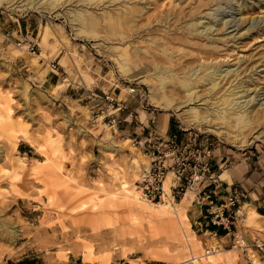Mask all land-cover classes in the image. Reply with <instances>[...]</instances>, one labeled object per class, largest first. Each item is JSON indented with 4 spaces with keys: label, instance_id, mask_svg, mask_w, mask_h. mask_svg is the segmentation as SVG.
Returning <instances> with one entry per match:
<instances>
[{
    "label": "rangeland",
    "instance_id": "1",
    "mask_svg": "<svg viewBox=\"0 0 264 264\" xmlns=\"http://www.w3.org/2000/svg\"><path fill=\"white\" fill-rule=\"evenodd\" d=\"M64 1L54 14L0 5V264L25 258L36 264H193L192 256L209 253L215 257L199 264H264V248L254 245L264 246V226L250 207L238 214L262 234L252 242L245 237L249 246L237 249L195 223L192 214L203 184L173 202L177 215L141 209L123 195L149 165L125 131L149 121L141 131L208 136L212 170L219 176L239 166L236 185L244 188L242 182L264 181V124L245 128L236 138L230 137L236 131H206L150 100L149 86L125 77L118 65L125 61L149 69L159 63L167 80L164 90L185 109L226 110L220 95L236 83L243 87L234 88L231 98L246 101L243 107L252 113L256 106L264 109V0ZM131 8L141 13L127 16L120 28L103 16ZM69 9L95 16L96 39L78 34L75 28L84 21L73 25L66 16H56ZM208 13L215 17L209 36L191 34L188 24ZM209 66L234 72L214 90L195 85L190 93L196 98L189 100L179 78L193 67L201 68L200 77ZM112 113L121 120L117 127L109 123Z\"/></svg>",
    "mask_w": 264,
    "mask_h": 264
},
{
    "label": "bare ground",
    "instance_id": "2",
    "mask_svg": "<svg viewBox=\"0 0 264 264\" xmlns=\"http://www.w3.org/2000/svg\"><path fill=\"white\" fill-rule=\"evenodd\" d=\"M66 1L67 0H65L64 2H66ZM82 1H84V3L86 2L88 4V2L89 3H91V2L99 3L103 0H82ZM76 2L78 3L77 0H76ZM62 4H63V0H43L40 2L39 1L37 2V0H26L25 2H17V0H0V5H7L8 7L16 6V7L25 8V9L31 7V8L38 9L39 11L40 10H42V11L47 10L49 12L52 11V13L53 12L56 13L55 8L61 6ZM129 12L130 13H124V12L122 13L121 12L120 14L115 15V16L112 15L113 13L110 14V12H108V13L105 12V14L103 16H104V18L114 19L115 21H117V25L120 28V27H122L121 24L123 22V19H125L127 16L130 18L131 17L134 18L137 16V14L139 15L141 13V10L139 8H131ZM60 14L66 16L73 25H76L75 22H77L79 20L84 21V23L86 24L85 26H82V28H78L76 26V28H75L79 35L84 34V36L86 35V37L88 39H92V40H94L98 37L97 32H96L95 16H93V14L91 12H89L88 10L85 11V9H84L82 11V10L69 9V10L64 11V12L63 11L57 12L56 16L60 15ZM193 15H194V13H192V15H189V16L192 18ZM167 18H168V16H165V20ZM203 18H206L207 21H204ZM214 18L215 17L213 16V14L208 13L205 16L200 17L199 21H197V22L193 21L190 24H188L187 29L191 34L197 32V33H200L201 35H206L208 37L212 28L214 27V24H215L213 21ZM158 22L161 23L162 21L159 20ZM200 28H202V29H200ZM109 30L112 31V34H115L117 31L116 28H110ZM211 54L212 55H210V56L214 55L213 50H211ZM118 65H119L121 72L123 73V75L125 77L132 79V80H137V81L139 80L142 83L149 86V88L151 89L150 90L151 91L150 92V100H152L153 102L156 101L158 104H160V105H162L168 109H171V110L178 112L179 115L182 116L184 120H190L191 123L192 122H196V123L198 122V124L200 126H202V128H204L206 131H210L212 133H216V134H220V135L226 134V131H231L230 133H232V134H234L232 131H236L235 133H237V132H239V133L230 136V137L236 138L238 135L241 134V131H243L245 128L254 129L257 126L264 124V109H261V107L256 106V107H254V109H256L257 111L252 113V110L248 111L247 109H245L243 107V105L246 101H239L238 97H236V98L232 97L231 98V96L236 95V94H234L235 92H233L234 88L243 87V85H241V84L236 83L232 89L229 88L230 90H228L229 91L228 93H227V91H224L220 95V98H221L220 101H222V104H226V110H223L221 108L220 109H218V108H212V109L207 108L206 112H200L199 108H198L199 106L198 107L194 106V107L185 109L183 102L177 101L176 99H174V97H171L167 94V92L164 90L165 86L167 84V80H166V77L163 75L164 74L163 67H161V65L159 63H157L155 65H150L149 69H146V68L144 69L138 64H128L127 62L125 63V61H123V62L118 61ZM200 69L201 68H196V67L190 68L183 76H181L179 78L180 79L179 80L180 86H182L185 89V91L187 92V95L189 96V100H194L196 98L195 95L192 96V94L190 93V90L193 89L195 87V85H197V84H205V85L209 84L210 85L209 91H211V90L216 89L218 86H220L218 83V81L220 79H225V78L231 76V74L234 72V70L230 67H227L225 69L222 68L223 70H221V68H220V70H217L214 67L209 66L206 68L208 70V72H206L204 75H202L200 77H199V75H197V77H196V74ZM169 78H170V80L172 79L171 81H173L175 79L174 77H173L174 79L172 77H169ZM157 85L159 86L158 89H160L159 95L161 98H159V100H156V98H155V94L157 92L156 91ZM244 90H245V88H244ZM240 95H241V93L239 94V96ZM212 121H215V122L219 121V122L214 123ZM218 124H223L224 126L223 127L218 126ZM222 128H226V130L225 129L222 130ZM260 135H257V137L261 138ZM240 139H242V138H240ZM237 140H239V139H237ZM234 141H235V139H234ZM237 142H240V140ZM136 166L138 169L140 168L138 163H136ZM169 177H170V174H168V176H167L166 183H167ZM220 177L222 180L226 179V175L224 173H222L220 175ZM139 193L140 192L136 189V187L132 188V189H128L125 187L123 195L125 198H129L133 205H135L141 209H144V210L151 209V210H155L159 213H163L165 215H177L178 208H176V206L173 204V201L170 198V196H169L170 194H168V192H167L168 195L164 198V200L159 201V202H152V201L146 200ZM247 205H248V203L244 202V204L242 205V208L239 210V213H243V209H244L243 207H245ZM251 214L255 218L259 217L258 214L254 210L251 211ZM226 251L228 253H230L233 251V249L226 250ZM214 257H215L214 255L209 253V254H206L205 256L200 255V254L194 255L191 258H192L193 264H199L201 261H203V259L204 260L206 259L208 262H210Z\"/></svg>",
    "mask_w": 264,
    "mask_h": 264
},
{
    "label": "built area",
    "instance_id": "3",
    "mask_svg": "<svg viewBox=\"0 0 264 264\" xmlns=\"http://www.w3.org/2000/svg\"><path fill=\"white\" fill-rule=\"evenodd\" d=\"M30 50L35 52V46L32 45ZM109 99L113 104L115 103L114 97ZM116 110H121V107L118 106ZM109 123L112 127H117L121 120L112 113ZM131 140L133 145L149 158V165L144 167L136 181V187L143 198L152 202L163 201L168 195L165 182L168 174L172 173L169 196L173 202L180 199L189 187L203 184L204 187L198 192L197 198L208 201L207 205L211 210L210 224L228 228L229 219L237 216L249 193L243 187L233 184L228 192L227 206L221 207L222 205L216 203L214 193L208 191L211 185L218 184L215 172L212 170L214 149L208 136L198 137L196 134L195 137L179 138L177 134L163 135L155 129H150L142 137H132ZM227 209L229 215H226ZM254 245L261 250L264 248L257 242ZM248 246L243 235L234 234L233 248L246 249Z\"/></svg>",
    "mask_w": 264,
    "mask_h": 264
},
{
    "label": "crops",
    "instance_id": "4",
    "mask_svg": "<svg viewBox=\"0 0 264 264\" xmlns=\"http://www.w3.org/2000/svg\"><path fill=\"white\" fill-rule=\"evenodd\" d=\"M165 123L164 125L168 126V123L167 124ZM147 124H149V121ZM147 124L137 127V130L125 131V132L129 133L132 137H142L147 133V131H141V129H145V127L148 126ZM164 125L163 127L165 128ZM159 132H165L167 134L169 131H159ZM241 170L243 169H240L239 166L237 165L234 166L233 168L228 170L229 174L224 173L226 175V179L223 180L220 177V174L222 172H220L219 176L217 173H215V175L218 176L217 178L218 184L216 185L218 187H216L215 184H213L208 188V191L214 193V199L219 206L220 205H222L221 207L227 206L226 201H227L228 192L231 190V186L233 184H236V182H241L240 181L241 180L240 176L242 174ZM242 185L249 193L248 198L244 201L248 203L245 209L250 207L251 210H254L258 214L259 217H257V219L259 220L260 224L263 227L264 226V181H259L253 186H250L243 182ZM207 202L208 201L206 199L204 200L198 199V203L195 204L194 206L195 210L192 214L193 219L194 221L196 220L195 223H198L199 225L203 226V228H201L202 231L210 233L213 236L212 238L217 239L219 242H221L222 245L232 243L234 234L239 232L244 237H246V239L250 242H252L253 236H257V237L261 236L262 233L258 232L257 229H253L251 227L249 228V226L247 227L245 225V221L241 220L240 214H237V216H234L233 218L229 219L228 228L224 226L210 225L209 220H206L207 218H209V212H211V210L207 205ZM245 209H243V211ZM246 213L247 211L246 212L244 211L243 215H245ZM226 215H229L228 209L226 210ZM208 225L210 226L208 227ZM204 226L207 228H204Z\"/></svg>",
    "mask_w": 264,
    "mask_h": 264
},
{
    "label": "trees",
    "instance_id": "5",
    "mask_svg": "<svg viewBox=\"0 0 264 264\" xmlns=\"http://www.w3.org/2000/svg\"><path fill=\"white\" fill-rule=\"evenodd\" d=\"M36 259H28L25 258L22 261L19 262V264H36Z\"/></svg>",
    "mask_w": 264,
    "mask_h": 264
}]
</instances>
